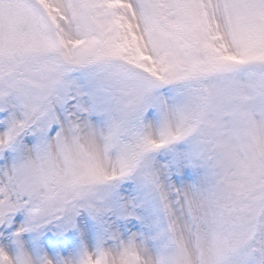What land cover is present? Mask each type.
<instances>
[{
    "label": "snow or ice",
    "instance_id": "1",
    "mask_svg": "<svg viewBox=\"0 0 264 264\" xmlns=\"http://www.w3.org/2000/svg\"><path fill=\"white\" fill-rule=\"evenodd\" d=\"M0 264H264V0H0Z\"/></svg>",
    "mask_w": 264,
    "mask_h": 264
}]
</instances>
